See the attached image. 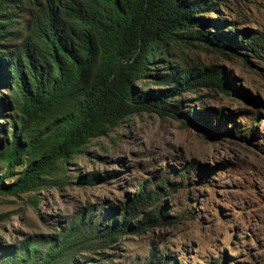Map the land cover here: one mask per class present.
Segmentation results:
<instances>
[{"label":"rangeland","instance_id":"374dc122","mask_svg":"<svg viewBox=\"0 0 264 264\" xmlns=\"http://www.w3.org/2000/svg\"><path fill=\"white\" fill-rule=\"evenodd\" d=\"M38 1L13 2V29H21L25 9ZM215 1L201 13L218 21L205 29L244 30L238 47L174 37L165 41L166 55L151 63V74L136 84L157 89L162 85L153 75L213 65L223 71L229 94L206 86L185 90L176 98L181 111L190 107L189 120L137 112L89 140L64 161V170L46 176L45 186L0 193V213L8 214L0 222V252L27 235L57 231L86 207L97 220L117 216L145 182L147 190L160 188L157 205L166 222L119 236L104 249L105 264H148L151 252L176 264H264V50L253 54L240 41L247 35L264 40V0ZM4 170L0 160V175ZM93 174L98 179L91 184ZM95 249L84 253L96 256Z\"/></svg>","mask_w":264,"mask_h":264},{"label":"trees","instance_id":"16d2710c","mask_svg":"<svg viewBox=\"0 0 264 264\" xmlns=\"http://www.w3.org/2000/svg\"><path fill=\"white\" fill-rule=\"evenodd\" d=\"M14 1L0 0V133L9 130L0 143V193L10 195L45 186L46 176L64 170V161L89 140L137 112L184 114L189 120L190 107L181 111L176 98L183 91L206 86L229 94L223 71L213 65L153 75L162 85L157 89L138 86L156 57L166 55V40L185 34L237 48L236 37L247 34L233 32L234 25L205 29L218 21L201 13L212 10L215 0H40L25 9L21 29L11 25ZM11 35L19 41L9 42ZM240 41L253 54L264 50L259 36ZM96 179L93 174L88 181ZM161 195L159 187L147 190L144 182L108 220L83 208L55 232L33 233L2 247L0 264H105L104 249L119 236L166 222L157 205ZM7 216L0 213V222ZM92 247L96 256L84 253ZM148 264L176 263L151 252Z\"/></svg>","mask_w":264,"mask_h":264}]
</instances>
